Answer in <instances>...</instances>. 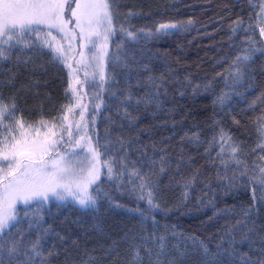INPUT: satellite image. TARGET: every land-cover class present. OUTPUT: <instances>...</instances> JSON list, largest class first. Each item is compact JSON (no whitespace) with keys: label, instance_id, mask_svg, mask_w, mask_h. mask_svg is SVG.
Masks as SVG:
<instances>
[{"label":"trees","instance_id":"trees-1","mask_svg":"<svg viewBox=\"0 0 264 264\" xmlns=\"http://www.w3.org/2000/svg\"><path fill=\"white\" fill-rule=\"evenodd\" d=\"M261 3L116 0L114 35L107 43L109 79L95 76L87 82L84 117L87 136L93 147L99 143L100 160L112 163L113 174L110 178L101 167L99 180L88 190L96 196L94 206L82 207L65 193L63 200L53 196L16 205L15 227L7 237L0 234V242L23 238V253L29 242L39 239L48 264H130L134 249L142 264H240L244 253L258 259L264 249V183L259 180L264 151L258 147L264 142L259 137L264 124V53L253 51L249 61H234L257 45L264 49L257 22ZM160 24H179L182 29L155 33ZM140 31L152 35H124ZM22 39L28 47L17 43L11 59L0 62V94L5 101L11 96L17 101L15 115L4 123L22 117L40 128L36 122L50 121L69 99L75 101L71 92L65 95L73 73L52 60L35 32ZM238 68L244 74L236 79ZM128 95L130 102L125 100ZM146 95L152 102L137 105ZM125 112L136 117L134 124ZM221 129L232 138V146H239L235 156L228 144L221 152ZM36 135L33 131L29 138ZM120 139L129 141L123 149ZM161 156L167 160L162 173L159 163L154 169L151 164ZM133 168L149 174L154 191L151 185L139 188L140 180L129 175ZM193 174L195 180L185 187L182 178ZM149 191L158 209L150 208ZM231 249L236 252L230 255Z\"/></svg>","mask_w":264,"mask_h":264},{"label":"snow or ice","instance_id":"snow-or-ice-1","mask_svg":"<svg viewBox=\"0 0 264 264\" xmlns=\"http://www.w3.org/2000/svg\"><path fill=\"white\" fill-rule=\"evenodd\" d=\"M67 2L68 0H0V62H8L11 59L12 49L16 47L17 43L28 47L29 42L24 41L22 37L25 34L35 32L37 39L41 40L42 47L52 52V60L64 63L66 67L71 68V64L67 63L65 49L62 45L56 43L57 37L51 31L55 29L59 33H64V38H67V33L65 32L67 21L64 19V10ZM115 6L116 0H76V7L72 9V15L76 20L77 28L80 30L79 39L82 49L89 48L90 51L91 47L96 46L93 37H100L101 32L99 29L101 27H104L103 37L105 40L114 35L112 26L114 24ZM128 15L131 16L132 13ZM257 22L260 36L264 37V3L260 5V12L257 13ZM188 23L191 24L192 22L188 21ZM234 23L240 26L242 21L237 20ZM39 26H43L47 31H42ZM177 27L178 25L176 24H160L156 32L159 33L162 30ZM121 31H126V29L121 28ZM128 35L133 36L134 34L128 32ZM147 35H152V33ZM253 51L264 53V49L257 45L255 49L249 50L248 55L237 56L234 63L249 61ZM81 56H83V53H81ZM77 63H82V61H77ZM243 74L238 68L234 77L239 79ZM85 76H88L87 72H85ZM100 79L104 81L109 78L101 71ZM8 83L9 85L12 83L11 77ZM76 85H81V81L78 78L74 83H69L68 88L65 90V95L68 96V93L71 92L72 97H77L79 89ZM98 87L103 90L104 84H100ZM131 99V95L125 97L128 102ZM220 100L222 102L223 97ZM151 102L152 97L150 95H146V98L141 97L136 101L137 105ZM86 107L79 102V99L75 101L69 99L68 104L62 105L59 109V115L53 116L50 121L42 118L36 122L40 125V128H36L34 124L28 123L22 117L5 124L4 121L6 119L15 115L17 101L15 96H11L5 101L3 95L0 94V161L7 162L6 167L0 166V234L7 237L8 232L15 227V222L18 220L17 202L28 204L31 200L38 197H43L47 200L49 195L63 200L65 198L64 193L67 192L74 196L82 207L96 204V196L90 194L88 188L99 180L101 167L107 168L110 178L113 174L112 163L107 160L103 162L100 160L103 153L100 151L99 143L97 142L96 146L88 149L90 159L85 157L84 160H73L72 157L77 155L75 152L61 154V145L66 142L71 143L74 139L71 132L73 124H75L77 132L80 131L83 124L85 134L87 133L89 122L84 120L85 111L81 110L79 112L80 119H75L76 110H86ZM96 108L99 109L100 105L97 104ZM125 118L129 120L130 124L136 122V117L129 112H125ZM90 123L93 127L95 126V116L92 117ZM41 129H46L43 132V138L40 137ZM33 131L37 135L35 138L30 139L29 137ZM66 132L68 141L64 139ZM259 137L264 141V124L260 126ZM83 138L81 136L76 139V147L81 146L80 141ZM219 139L221 152L224 151L225 144L229 145L234 156L239 152V146L231 145L230 141L232 138L223 129L219 132ZM119 142L122 149L129 143V141L123 139H120ZM210 143H215V137ZM89 144H91L90 139ZM258 147L261 151H264V142L260 143ZM207 151H210V149H206ZM53 155H55L56 159H52ZM45 157L48 159H45ZM126 159V155L120 159L122 167L126 166ZM261 159H264V157H261ZM157 163L160 164V172H164L167 167L165 157L161 156L159 161H151L153 169ZM240 163L241 161L237 160V164ZM260 173L259 180L264 183V167H260ZM120 175H123V173L121 172ZM129 175L140 180L139 188L141 190L149 185L152 186L153 191L155 190V184L151 181L149 174L141 175L138 169L133 168ZM241 175H244V173H241ZM195 178V174L182 178L185 187H190ZM177 182L179 183L180 181ZM73 187L78 189V191H73ZM93 191L99 195L98 188L93 189ZM153 191L148 193V203L150 208L158 209L159 205L153 202ZM140 198L143 199L142 196ZM185 198H187V193H185ZM29 243L30 247H27L26 251L22 253L23 238H11L5 242H0V264H37V262L38 264H48L47 258L42 255L39 239ZM161 245L163 248L162 238ZM208 251V248L204 246L206 255ZM147 252L151 256V250H147ZM235 252V249H231L229 254L231 255ZM239 261L240 264H264V249H261L258 259H253L247 253H244L239 255ZM130 264H142L138 249L133 250Z\"/></svg>","mask_w":264,"mask_h":264},{"label":"rangeland","instance_id":"rangeland-1","mask_svg":"<svg viewBox=\"0 0 264 264\" xmlns=\"http://www.w3.org/2000/svg\"><path fill=\"white\" fill-rule=\"evenodd\" d=\"M262 3H264V0H262ZM261 3V4H262ZM76 7V0H68L67 4L65 5V10H64V19L67 21V27L65 29V32L67 33V38L65 37L64 33H59L57 32L55 29L51 30L53 35L57 37V40L62 44L63 48L66 51L67 54V63L71 64L72 67H74V71L71 72L73 73V83L74 81L78 78L81 81V85H76V87L79 89V93L78 96L75 97V100L79 99V102L82 105H85V103H83V101L85 100V102L87 103L89 101V97L88 100L86 98V84L85 81H89L91 79H93V76L95 78L96 77H100L101 71L105 70V61H106V49H107V42L108 40H105L103 37V33H104V27H101L99 30L101 32L100 37H93V39L95 40L96 46L95 47H91V50L89 51V48H81L80 44L81 41L79 39L80 37V30L79 28H77L76 26V20L72 15V9H74ZM177 28H171V29H166V30H162L159 33H165V32H173V31H177V30H181L182 26L179 24ZM41 29H43V31H47V29H44L43 26H39ZM159 27V26H158ZM157 27V28H158ZM156 28V29H157ZM155 29V33L156 32ZM150 32H144V31H140L138 33H135L133 36H129L128 33L124 34L127 38L129 39H134L137 36H148L147 34ZM85 35H87L85 33ZM75 37V38H73ZM264 38V37H263ZM103 50V53L101 54V51ZM81 53H83V56H81ZM77 61H82V63H77ZM70 71L71 68H69ZM85 72L88 73V76H85ZM82 98V99H81ZM88 104V103H87ZM87 106V105H85ZM81 110H84L85 113L87 111V107L86 110L85 109H77L76 110V115H75V119L79 120V112ZM85 117V116H84ZM71 132L73 134L74 139L71 141V143H64L61 145V154H64L65 152L68 153H72L75 152L77 153V155L73 156L72 159L73 160H84L85 157H89L90 159V152L88 151V149L90 147H93L92 143L89 144V137L87 136V133L85 134V130L83 127V124L81 125L80 131L77 132L76 126L75 124L72 125L71 127ZM81 136H83L84 138L80 141V147H76V139H79ZM66 141H68V139H66ZM45 159H48L47 157H45ZM52 159H56L55 155L52 156ZM4 161H0V166H3ZM85 163H87V161H85ZM101 170V168H100ZM91 187V186H90ZM90 187L88 188V190L90 189ZM73 191H78V189H76L75 187H73ZM66 195H70L67 192H65ZM52 197V195H49L48 198ZM37 200H45L43 197H38L35 198L32 201H37ZM17 205H24L20 202H17Z\"/></svg>","mask_w":264,"mask_h":264}]
</instances>
